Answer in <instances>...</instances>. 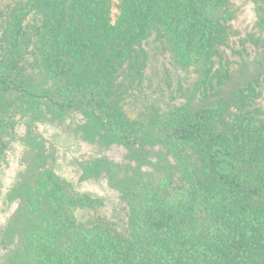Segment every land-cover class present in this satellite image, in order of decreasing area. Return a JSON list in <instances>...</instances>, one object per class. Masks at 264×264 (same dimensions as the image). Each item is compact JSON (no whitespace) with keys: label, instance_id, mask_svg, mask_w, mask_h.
Here are the masks:
<instances>
[{"label":"trees","instance_id":"obj_1","mask_svg":"<svg viewBox=\"0 0 264 264\" xmlns=\"http://www.w3.org/2000/svg\"><path fill=\"white\" fill-rule=\"evenodd\" d=\"M251 1L257 32L247 42L264 52V0ZM235 8V0H0V153L26 128L0 264H264V71L236 81L249 65L234 68ZM153 44L190 84L181 103L140 111ZM71 115L84 119L85 139L128 151L108 174L118 219L79 217L104 200L57 174L35 128Z\"/></svg>","mask_w":264,"mask_h":264},{"label":"rangeland","instance_id":"obj_2","mask_svg":"<svg viewBox=\"0 0 264 264\" xmlns=\"http://www.w3.org/2000/svg\"><path fill=\"white\" fill-rule=\"evenodd\" d=\"M236 1V19L233 23L240 32L237 44L234 46L236 54L234 68H241L247 61L249 69L236 71V81L253 74L264 71V52H255L247 42L256 29V5L251 0ZM245 41V45H243ZM151 62L147 71V79L138 97L136 108L140 111L166 109L181 103L182 96L188 92L190 74L179 66L173 58V54L163 46L153 44L150 48ZM264 88V80L262 82ZM264 92V90H263ZM264 104V93L261 97ZM139 113V112H137ZM39 120L35 128L44 137L49 150L55 153L53 163L58 175L70 181L81 192H90L94 196L104 200L99 211H81L79 217L85 221L90 215L101 214L108 217H116L121 214V202L119 194L110 186L108 174L117 170L120 165L128 163L126 158L128 151L117 144H104L95 140L85 139L79 131L84 119L81 116L71 115L59 119ZM16 138L8 143L4 141L6 148L0 153V229L6 226L7 221L18 207L17 202L9 198L11 188L18 179L19 173L24 169V157L26 148L21 140L26 132L23 123L16 128ZM158 162L156 157L152 163ZM134 164V163H133ZM116 219V218H115Z\"/></svg>","mask_w":264,"mask_h":264}]
</instances>
